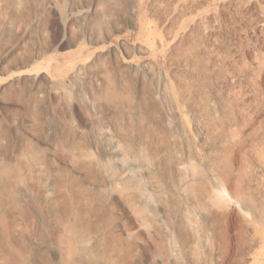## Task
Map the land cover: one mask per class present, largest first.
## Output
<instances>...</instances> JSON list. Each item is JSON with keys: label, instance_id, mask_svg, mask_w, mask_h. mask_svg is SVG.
Instances as JSON below:
<instances>
[{"label": "rangeland", "instance_id": "rangeland-1", "mask_svg": "<svg viewBox=\"0 0 264 264\" xmlns=\"http://www.w3.org/2000/svg\"><path fill=\"white\" fill-rule=\"evenodd\" d=\"M263 74L264 0H0V166L26 232L0 212L3 247L22 264H61L59 243L111 264H264V170L246 169L264 111L237 157L227 136ZM231 165L233 190L212 193Z\"/></svg>", "mask_w": 264, "mask_h": 264}, {"label": "bare ground", "instance_id": "bare-ground-1", "mask_svg": "<svg viewBox=\"0 0 264 264\" xmlns=\"http://www.w3.org/2000/svg\"><path fill=\"white\" fill-rule=\"evenodd\" d=\"M256 87L260 93L262 94L264 93V77H263V80L261 79V77L258 79L256 83ZM105 96L110 101H117L119 100L121 96L117 88L116 80L114 79L113 76H110L108 79V86H107V91H106ZM246 97H244V100H247ZM263 111H264V98H263V101L261 102V107L258 109H255V111L253 112L254 113L253 120L246 121L243 127L241 128V130H230L228 132L227 136L232 142V149L236 157L243 150H245L247 147H249L252 144L250 133L254 129L257 121L260 119V116L263 113ZM148 144H149L148 154L150 155V159H152L154 162H158L160 159L159 147L155 145L154 143L152 144L148 143ZM246 164H247L246 169L248 171H250L251 169L253 172H261L264 170L263 160H258L257 162L249 161ZM27 165H28L29 171L35 173L37 177L39 178V175L41 173V167L39 166V163L37 162V158L34 152L30 155L29 162L27 163ZM6 169L7 168L5 167V165L0 166V212L2 214L3 213L6 214L8 219L12 220L13 232L15 234H18L21 237L22 235H24V233H26L24 230L25 228H24L23 210L22 208H20L18 204V202H20L22 198H20V196H17L15 192H13V187H11V183L8 181L9 178H6L5 176ZM235 172H236V167L231 165L224 171H221V172L217 171V172L212 173V179L214 180V186H213L212 193L214 194L216 193L217 195L221 197L229 194L233 190ZM50 178H51V175L47 178L48 179L47 182H49ZM38 188L43 197V210L46 212L47 216L52 220L54 219L60 220L57 214V205H56L55 199L51 197H46L47 184L42 183V181L40 180L38 183ZM82 192L85 194L86 190H82ZM236 197L237 196L235 195V198ZM67 206L64 208L65 212H67V210L69 209L68 208L69 206L68 207ZM2 239H3L2 232L0 231V258L2 256L11 254L14 259L9 260L5 258L1 264H22L26 260V257L24 256V254L20 252H16V251L11 252V250L10 251L8 250V247H3ZM61 245L63 246L62 243L61 244L59 243V250L61 251V255H60L61 264H111V260L109 259H106L104 261H94V260L89 261L87 260V257L84 254L76 256L73 259H69L64 254V249H63L64 246L62 247Z\"/></svg>", "mask_w": 264, "mask_h": 264}]
</instances>
